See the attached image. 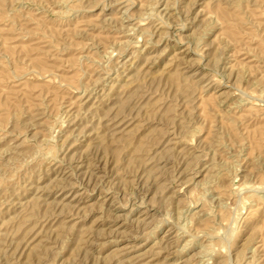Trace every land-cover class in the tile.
Returning a JSON list of instances; mask_svg holds the SVG:
<instances>
[{"label":"rangeland","instance_id":"rangeland-1","mask_svg":"<svg viewBox=\"0 0 264 264\" xmlns=\"http://www.w3.org/2000/svg\"><path fill=\"white\" fill-rule=\"evenodd\" d=\"M0 264H264V0H0Z\"/></svg>","mask_w":264,"mask_h":264},{"label":"bare ground","instance_id":"bare-ground-1","mask_svg":"<svg viewBox=\"0 0 264 264\" xmlns=\"http://www.w3.org/2000/svg\"><path fill=\"white\" fill-rule=\"evenodd\" d=\"M217 170V169H216ZM219 175V174H218ZM159 226V225H158ZM176 231V230H175ZM169 233V232H168ZM174 233V232H173ZM169 235V234H168ZM172 235V234H171ZM185 235V234H184ZM173 236H175V235H173ZM176 237V236H175ZM210 238V237H209ZM166 244V243H165ZM166 247V246H165ZM182 247V246H181ZM205 248H206V246H204ZM177 249V248H176ZM183 250V249H182ZM122 252V251H121ZM120 252V253H121ZM204 260V259H203ZM206 261V260H205Z\"/></svg>","mask_w":264,"mask_h":264}]
</instances>
